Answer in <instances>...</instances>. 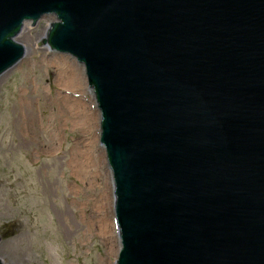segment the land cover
<instances>
[{"label":"water","instance_id":"1","mask_svg":"<svg viewBox=\"0 0 264 264\" xmlns=\"http://www.w3.org/2000/svg\"><path fill=\"white\" fill-rule=\"evenodd\" d=\"M48 17L97 103L114 264H264V0H0V82Z\"/></svg>","mask_w":264,"mask_h":264},{"label":"rangeland","instance_id":"2","mask_svg":"<svg viewBox=\"0 0 264 264\" xmlns=\"http://www.w3.org/2000/svg\"><path fill=\"white\" fill-rule=\"evenodd\" d=\"M51 20L28 24L20 43H31V60L0 82V233L7 236L6 257L9 264H114L119 240L113 255L101 231L107 226L111 236L113 184L99 143V112L83 65L43 43ZM69 68L83 75L82 92L78 78L72 85L59 75ZM72 93L97 111L94 128H81L62 112L61 104L71 103L63 99Z\"/></svg>","mask_w":264,"mask_h":264},{"label":"bare ground","instance_id":"3","mask_svg":"<svg viewBox=\"0 0 264 264\" xmlns=\"http://www.w3.org/2000/svg\"><path fill=\"white\" fill-rule=\"evenodd\" d=\"M50 18H52V17H50ZM59 75L61 77H63L62 80H64L68 84L76 83L77 82V78H78V83H79L78 86H80V87H78V89H81V90H79V92L83 91L82 88L84 89V84L85 83H83V81L80 82L81 79H79L81 77L83 78V75L80 76V77L75 76L74 71H73L72 68H69L68 70H66V69L60 70L59 71ZM90 92H92L91 89H90ZM73 96H74V94L72 93L69 97H66V99H63L64 101L65 100H69L71 103H68V104H65V105L61 104V106H63L61 108L62 112H65L64 115L66 116L67 119L73 120L77 124H80L81 128H83L87 124L88 125L86 127L88 129L89 128L90 129L94 128L95 126H92V125L94 124L93 123L94 120L98 118V113H97V111L94 108H93V110H95V113L91 112L93 110H92V108H90V106H91V103H92L91 100H93V99H91L89 104L87 105L90 109H86L85 105L83 104V102L80 101V99L78 98L79 96L78 97H73ZM95 138L96 137H95V134H94L93 135V139L95 140ZM49 140L51 141V143L54 141L53 137H50ZM82 156H83V154H79V157H82ZM78 164H80V163H78ZM77 168L80 169V167H77ZM106 197L107 198H105V200H108V201L111 198L110 194L108 196H106ZM103 198L104 197L101 196V199H103ZM111 201H113V200L111 199ZM111 201H110V204H111ZM110 216H111V223H110V225H111V236H110V234L106 235L108 233V231H107L108 227L107 226L106 227L104 226L105 229L101 230V231L106 236V239L108 241L107 244L109 245L110 252H112L113 255H115L116 251H117V245H116V242H115V237H117V235H116V227H115V223H113V215L111 213H110Z\"/></svg>","mask_w":264,"mask_h":264}]
</instances>
